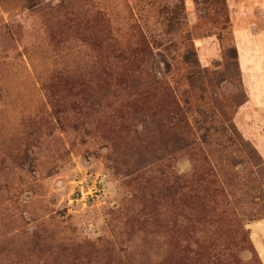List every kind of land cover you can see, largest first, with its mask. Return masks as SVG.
I'll return each instance as SVG.
<instances>
[{
	"label": "rangeland",
	"instance_id": "1",
	"mask_svg": "<svg viewBox=\"0 0 264 264\" xmlns=\"http://www.w3.org/2000/svg\"><path fill=\"white\" fill-rule=\"evenodd\" d=\"M159 2L0 0V264H262L249 226L264 220V157L250 133L264 137V113L243 109L235 46L264 59V39L246 35L264 24L261 0H181L166 30ZM134 26L164 31L180 56L188 34L211 75L205 104L186 113L202 153L161 149L157 100L114 85L139 51ZM173 67L180 100L185 67ZM225 98L239 104L228 112L235 135ZM187 182L196 204L181 194Z\"/></svg>",
	"mask_w": 264,
	"mask_h": 264
},
{
	"label": "trees",
	"instance_id": "2",
	"mask_svg": "<svg viewBox=\"0 0 264 264\" xmlns=\"http://www.w3.org/2000/svg\"><path fill=\"white\" fill-rule=\"evenodd\" d=\"M180 1L178 0V3ZM178 3L170 7L163 0H160L156 15L158 19L163 21L160 22L162 30L168 29L170 25H174L173 27L179 25L178 15L183 16L184 12L182 4ZM168 17L172 19L167 21ZM134 31L136 32L134 41L139 47V51L132 56L131 69L124 80L114 82V85L124 92L125 90H137L136 92L140 91V94L143 92L157 100L151 115V124L156 135L163 139L164 144L160 146L161 149H171L170 154L172 156L184 151L201 152L194 129L192 130V127L188 125L186 113L192 109H198L200 104L204 103L205 95L213 87L211 75L200 71L195 53L191 49L188 34L180 37L182 45L186 49L185 53L180 56L176 52H171L170 44L172 45L173 41H165L164 38L167 34H163L164 31L155 36L142 33L137 26H134ZM99 60L100 64H104L105 59L103 57H100ZM173 63L175 64L174 67ZM105 65L108 66L106 63ZM107 66L103 67V71L107 70L110 73L112 68ZM182 66L185 67L183 79L187 84L189 93L181 96L180 101L178 97H175L176 93H173L171 87V71L172 67L178 71ZM224 102L226 112H221V116L228 125L231 134L235 135L231 114L228 112L233 106H239V104L234 102L233 98H225ZM140 124L142 130L146 131V124L144 122ZM169 179L173 191H179L177 189L179 179L173 175H169ZM191 186L192 182H187L185 191L181 194L186 196L188 202L196 204L200 198Z\"/></svg>",
	"mask_w": 264,
	"mask_h": 264
},
{
	"label": "crops",
	"instance_id": "3",
	"mask_svg": "<svg viewBox=\"0 0 264 264\" xmlns=\"http://www.w3.org/2000/svg\"><path fill=\"white\" fill-rule=\"evenodd\" d=\"M262 13H264V0H261V4L259 5ZM253 8V7H252ZM254 22V21H252ZM253 27V31L247 32L246 35H251L254 39L255 37L264 39V24H259ZM243 28L237 26L235 29V39L241 34ZM238 39L235 42L236 51L239 57V67L243 78L244 87L247 90L248 94V103L243 108L246 107L259 109L264 113V59H259L255 55V50L251 47L248 48L245 53L241 52L240 44H238ZM255 103H259V106L255 107ZM264 116V115H263ZM261 117L262 128L264 127V117ZM257 123H255V126ZM252 132L254 137H251V140L255 143L257 150L261 151L264 157V137L261 129L258 131L257 128L254 129V125L252 126ZM257 127V126H256ZM254 129V130H253ZM248 132L249 130L246 129ZM246 132V133H247ZM249 134V133H247ZM249 134V135H250ZM250 240L251 243L261 261L264 264V220L253 222L249 226Z\"/></svg>",
	"mask_w": 264,
	"mask_h": 264
}]
</instances>
